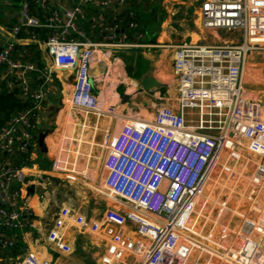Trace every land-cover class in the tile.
Listing matches in <instances>:
<instances>
[{
    "label": "built area",
    "instance_id": "1",
    "mask_svg": "<svg viewBox=\"0 0 264 264\" xmlns=\"http://www.w3.org/2000/svg\"><path fill=\"white\" fill-rule=\"evenodd\" d=\"M31 2L19 0L24 20L9 28V36L0 47L6 88L18 89L20 97L31 102L0 119V264H10L2 253L16 246L21 231L34 224L27 198V172L22 165L24 154L33 144V111L43 97L41 89L29 88L27 72L37 69L34 61L12 55L14 40L23 27L51 28L44 42L53 64L73 73L67 103L100 116L109 112V105H104L94 90L90 75L100 43L80 28L79 20L85 17L82 5L98 2L102 7H119L126 0H77L71 6L55 7L48 0H33L48 12L44 20L31 12ZM196 14L203 28L241 31V41L174 45L172 69L177 79L178 109L158 106L151 118L127 119L116 133L104 137L105 192L127 208L108 207L100 222H87L84 216L61 209L48 231V239L61 250H70L62 242L69 222L103 235L106 252L100 264H132L125 259L127 255L138 259L135 264H200L204 253L207 257L201 264H264L262 236L255 238L252 231L240 228L234 240L227 243L226 239L212 240L197 229L198 202L214 172L221 146L240 143L259 156V167L264 170V110L261 100L247 93L243 81L247 55L254 49H264V0H202ZM126 15V26L135 27L134 10L127 9ZM102 29L113 39L120 30V20L104 24ZM121 31L119 39L123 40L127 32L124 28ZM28 32L35 37L33 31ZM189 107L196 110L193 123L186 120L185 109ZM74 165L61 155L51 163L58 171ZM95 172V168L87 167L85 176ZM205 203L206 199L202 207ZM249 221L264 233V222L254 218ZM128 223L137 236L125 230ZM192 247L197 250L190 260ZM22 261L52 264L33 252L13 264Z\"/></svg>",
    "mask_w": 264,
    "mask_h": 264
},
{
    "label": "crops",
    "instance_id": "2",
    "mask_svg": "<svg viewBox=\"0 0 264 264\" xmlns=\"http://www.w3.org/2000/svg\"><path fill=\"white\" fill-rule=\"evenodd\" d=\"M134 1L139 0H126L124 6L119 7H102L98 2L82 5L85 17L79 20L80 28L91 40L100 43V47L95 53V60L90 67L91 79L94 90L99 92L104 105H109L112 109L117 110H113L111 113L107 112L100 116L95 114L90 118L86 115H77L80 110L70 107L66 101L72 89L73 73L69 69L56 67L53 64L44 42L46 37L42 39L32 37L28 32L30 28L26 27L22 28L24 29L23 35L18 34V37L14 38L15 43L36 45L31 51L32 56L29 57L33 58L37 69L28 71L27 78L29 88L31 90L41 89L43 97L33 111V144L31 150L24 154L26 161H23L22 165L27 172L25 177L28 188L27 198L34 212V224L32 227H27L21 231L16 246L2 253V256L10 264L15 263L19 258H23L28 252H33L40 258H46L52 264H63L64 262L100 264V259L106 252V240L103 235L82 229L76 223L67 222L62 235V242L67 243L70 250H61L55 242L48 239V231L52 227L55 217L61 209L68 208L72 215H82L87 222H100L108 207L125 210L126 205L105 192L106 170L102 165L105 157L104 148L100 162V173L95 168V176H85L87 167L88 169L94 168L89 160L93 144L102 143L103 147L102 140L105 139L106 134L111 135L110 130L112 131L116 127L117 121L131 119V116L127 114L128 112L136 111L135 113L139 116L132 117L146 118L147 93L155 95L160 93L159 97L167 99L163 96L162 91L165 90V86L168 87L166 89L172 90L171 92L174 94L171 97V107L178 109L176 77L174 76L170 81H165L167 84L164 85L159 74L162 72L170 74L174 45L188 39L187 37L193 40L192 34L195 30L193 31L188 24L187 8L178 6L175 10L170 9L168 5L170 0H163L162 3L166 4L165 10L158 8V6L151 7L150 3L143 8H135L134 5V9H132L131 4ZM175 1L179 2L180 6L186 4V0ZM76 2L77 0H48V4L52 7L58 5L71 6ZM129 8L134 10L137 20V25L132 28L126 26L128 19L126 10ZM31 12L42 20L48 15V12L41 10L33 0ZM175 12L177 16L179 15L177 21L172 19V14ZM115 20H120V30L116 32L113 39H110L107 31H104L102 27L104 24H111ZM22 21L19 0H0V47L4 39L9 36V28ZM198 25L202 29H206L199 22ZM122 28L127 32V36L123 40L119 39ZM139 29L140 33L137 32ZM50 33H52L51 28ZM116 42L124 43L122 46L133 45L132 47H136V49L116 50L113 48L116 46L112 45ZM12 55L19 56L14 51ZM256 56L261 60L262 55L260 53L251 52L249 54L253 61ZM2 74V70H0V79ZM109 75L110 78L107 77ZM112 75L114 78L111 77ZM146 75H152L161 85L138 91L140 80ZM122 85L125 86L123 89ZM256 86L257 93L264 95V82L258 81ZM111 91L116 94L110 96L108 93ZM123 93L130 94L126 101L122 100ZM17 94L20 97L18 89ZM113 99L116 100L112 103ZM190 113L196 117L195 108L185 109L186 116ZM103 116H107L109 119L102 118ZM123 123L120 124V127ZM76 129L78 131H75ZM97 130L99 131L98 134H96ZM114 132L116 131L113 130L112 133ZM91 140L94 143H91ZM72 144L77 147L75 146L76 149L71 151ZM61 150L72 152H67V160L70 164H76L79 159L78 163L81 161L84 170L79 171L75 167L59 171L54 170L51 163L60 155ZM253 154L256 155V170L253 171V175L260 184V190L264 186V170L259 167V156ZM46 173L49 174L47 178L43 176ZM98 173L100 174L99 179H97ZM252 193H255V196L249 198V205L246 204L250 209L249 212L246 208L249 214L240 215L241 220L239 219L238 224L234 225L231 231H229V224H225L218 233L220 235L215 237L223 239L228 236L232 237L241 228L240 230L243 232L252 231V236L255 238L261 236L264 238V233L258 230L256 226L253 227L249 221L251 218L256 219L257 214L254 189ZM205 222L206 220L197 223V229L202 235L216 240L214 236L210 235V232L213 231L214 233L213 228L204 229ZM261 222H264V219ZM257 226L261 227L262 225ZM125 230L137 236L132 224L128 223ZM208 245L211 246L209 241ZM125 259L132 264L138 261L136 257L131 255H127ZM21 264H26V262L22 261Z\"/></svg>",
    "mask_w": 264,
    "mask_h": 264
},
{
    "label": "rangeland",
    "instance_id": "3",
    "mask_svg": "<svg viewBox=\"0 0 264 264\" xmlns=\"http://www.w3.org/2000/svg\"><path fill=\"white\" fill-rule=\"evenodd\" d=\"M162 1L163 0H139V1H134L131 4V6L132 9H134V5L135 8L137 7L143 8L148 3H150L151 7L158 6V8L160 7L162 10H165L166 4H163ZM201 1L202 0H186L185 2L186 4L180 6L181 4H179V2H176L175 0H170V3L168 4L170 9L175 10L176 8H178V6L187 8L188 24L193 31L195 30V32L192 34L193 40L187 37L188 39H185L179 43L192 41L197 43L216 44V43L225 42L224 41L225 39L226 41L232 40L233 42H240L242 39L241 31L234 29H223V28L202 29L201 27H199L196 12ZM137 12H139V10H137ZM178 16L177 13L175 12L174 14H172V19L177 21ZM137 32L140 33V29ZM251 52L260 53L262 55L261 60L256 56L253 61L249 57V54ZM251 52L247 55L245 61V67L243 73L244 86L247 90V93L250 96L257 97L261 100L264 110V95L263 93L262 95L257 93L256 90L257 87L256 85L258 84V81H260L261 83L264 82V49H254ZM173 54H174V49H173ZM170 71H171L170 74L168 73L165 74L163 72L159 74L160 80L164 81V85L167 84V82L165 81H170L175 76L172 69V62H171ZM112 72H114V70H112ZM107 77L110 78V75ZM111 77L114 78L113 75ZM121 87L123 89L125 86L122 85ZM103 88H105V86H103ZM166 88L168 87L165 86L164 88L165 90L162 92L165 94V95L163 94V96H165L167 99L159 97L160 93L159 94L156 93V95L149 93L146 94V99L148 100V109L145 110L146 118H151L153 112L158 106H164V105L171 106L170 103L171 97H173L174 94H172L171 92L172 90L169 91ZM108 94H110L111 96L112 94H116V93L111 91ZM115 100L116 99H113L111 102L113 103L115 102ZM107 109L109 110L110 113L113 112V110H115L112 109L111 106L107 107ZM135 112L136 111H132V112H128L127 114H129L128 116H131L130 118H134L132 116H139ZM77 115L79 116L86 115V117L89 118L95 116V114L85 113L83 111H79ZM104 117L108 118L107 116H103L102 118ZM194 117H195L194 114L190 113L188 116H186V120L188 121V123H193ZM125 121L127 120L117 121V125L113 130L117 132L118 128L120 127V124ZM113 130L112 131L110 130V134L116 133V132L112 133ZM75 131L78 130L76 129ZM98 132L99 131L97 130L96 134H98ZM102 141H104V139ZM91 143H94V141L91 140ZM75 146L76 145L73 144L71 145L70 147L71 151L73 149L74 150L76 149L77 146L76 147ZM103 148L104 147H102V143L93 144L91 155L89 157L90 164H93V167L96 168L99 171V173L101 167L100 162L103 154L102 151ZM67 152L68 151L66 150H61L60 155L66 158ZM68 153H72V152H68ZM218 154L219 156L214 167V172L205 185V189H204L205 193L199 199L198 207H197V212H198L197 223L206 220L204 224V229L210 230L211 228H213L214 233L212 231L210 232V235L214 237L220 235L218 233L221 231L222 227L225 224H229L228 226L230 229L229 228L228 229L229 231H231L234 225L238 224L239 219L241 220L240 215L246 216L247 214H249L247 212L249 205V198H253L255 196V193L251 194L253 189L256 192V207H257L256 221L261 222L264 219V186H262L261 189L259 190L260 184H258V180H256V177L253 175V171L256 170V155L250 152L245 146L237 142H233V144L230 147L221 146L218 150ZM78 161L75 164V169L79 171L84 170L82 164L80 163L81 161L79 163ZM99 173L97 175V179L100 178ZM87 175L89 174L87 173ZM205 199H206V203L202 207V204ZM200 207H202L201 210H199ZM248 211L250 212V209H248ZM214 239L221 240L223 238L215 237ZM232 239L234 240L233 236L232 237L228 236L226 238L227 243L231 242ZM196 250L197 248L194 247L191 248V253L189 254L190 260L194 259L196 255ZM206 257L207 256L204 253V255L201 257V262L199 263L201 264L202 261L206 259ZM213 261L215 263L217 262L216 260ZM190 262L191 261H188L187 264H191Z\"/></svg>",
    "mask_w": 264,
    "mask_h": 264
},
{
    "label": "trees",
    "instance_id": "4",
    "mask_svg": "<svg viewBox=\"0 0 264 264\" xmlns=\"http://www.w3.org/2000/svg\"><path fill=\"white\" fill-rule=\"evenodd\" d=\"M26 28V27H23ZM33 34L37 38H45L50 33V28L48 27H29ZM24 29H21L19 34L23 35ZM35 44H22L15 43L14 44V53L17 54L20 58H30L32 56L31 51L34 49ZM16 57V56H14ZM1 70V68H0ZM30 103L28 101L23 100L17 94V89L9 90L5 86V79H0V119L2 117L8 116L11 112L15 110L22 109L28 106Z\"/></svg>",
    "mask_w": 264,
    "mask_h": 264
},
{
    "label": "water",
    "instance_id": "5",
    "mask_svg": "<svg viewBox=\"0 0 264 264\" xmlns=\"http://www.w3.org/2000/svg\"><path fill=\"white\" fill-rule=\"evenodd\" d=\"M24 20V19H23ZM116 50H131V49H136V47L132 46H116L113 47ZM161 83L152 75H146L140 80V86L138 88V91H142L144 89H148L150 87H155V86H160ZM130 97V94L128 93H123L122 94V100L126 101Z\"/></svg>",
    "mask_w": 264,
    "mask_h": 264
},
{
    "label": "bare ground",
    "instance_id": "6",
    "mask_svg": "<svg viewBox=\"0 0 264 264\" xmlns=\"http://www.w3.org/2000/svg\"><path fill=\"white\" fill-rule=\"evenodd\" d=\"M205 257V256H204Z\"/></svg>",
    "mask_w": 264,
    "mask_h": 264
}]
</instances>
